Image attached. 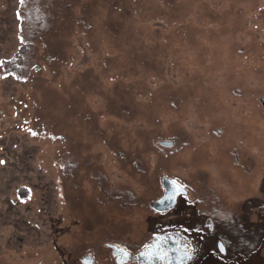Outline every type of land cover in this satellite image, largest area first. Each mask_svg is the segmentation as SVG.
<instances>
[{"label":"rangeland","instance_id":"374dc122","mask_svg":"<svg viewBox=\"0 0 264 264\" xmlns=\"http://www.w3.org/2000/svg\"><path fill=\"white\" fill-rule=\"evenodd\" d=\"M20 2L0 0V127L23 122L7 144L24 173L0 166V264H119L108 242L149 240L165 174L203 220L221 208L225 253L197 233V264H264V0H22L34 37ZM21 40L16 80L1 63Z\"/></svg>","mask_w":264,"mask_h":264},{"label":"flooded vegetation","instance_id":"af4514ba","mask_svg":"<svg viewBox=\"0 0 264 264\" xmlns=\"http://www.w3.org/2000/svg\"><path fill=\"white\" fill-rule=\"evenodd\" d=\"M261 98L262 96L260 97V101ZM236 159L238 160V155H236ZM164 176L172 178L178 184L186 188L187 192H180L177 195L176 203L172 208L158 210L152 207L151 203L163 196L165 192L163 185ZM162 185V195L150 202V207L153 212L151 215L153 217H163L171 212H178L179 215L184 218L197 215L200 217L199 220L195 222L193 226L182 223L179 224L178 228L173 227L172 229H170L168 225H160L161 221H158L159 223L152 221V224L149 221L147 229L151 236L147 242L136 250L129 249L125 245L116 242H108V246L111 248V252L119 264H197L198 256L196 255V250L198 248V242L194 240L195 238L193 239V237H196L197 233L200 234L202 232L213 237V244H217V246L218 244H222L224 247V242L228 235L224 231H221L219 228L221 227V225H219L221 223L217 222L218 220L216 221L213 217H218L221 208L219 206H217L218 208H205L206 213H203L206 214L207 217L208 215L210 217L204 218L203 220V218H201L202 211L198 207L197 202L188 197L189 188L184 183L165 174L162 176ZM258 198L259 199H253L255 205L256 200H258V203H262V198ZM225 225L222 226L224 227ZM219 251L225 253V250L221 251L219 249Z\"/></svg>","mask_w":264,"mask_h":264},{"label":"trees","instance_id":"16d2710c","mask_svg":"<svg viewBox=\"0 0 264 264\" xmlns=\"http://www.w3.org/2000/svg\"><path fill=\"white\" fill-rule=\"evenodd\" d=\"M30 4V3H29ZM24 2H20L19 6V13H18V18L20 20V25L22 26L26 22V26L31 27V37H34L37 35L41 29H42V14L40 13L39 9L35 8V4L32 3L29 5L31 6V9L29 10L30 14V20L25 21V11H24ZM21 14V15H20ZM20 26V27H21ZM19 34V33H18ZM33 40H28V41H23L21 40L19 46L14 50L13 53H11L9 56H3L2 60V68L3 72L11 75L10 77L14 79H21L23 75H26L27 71V54L29 52L30 47L32 46ZM31 66V65H30ZM8 75V76H9ZM19 123H23L22 121H11L9 123H4V127H7L8 130L5 131L4 127H0V166L1 167H6V169L10 170V175L14 176L15 173L22 174L24 176V173L21 169H19L20 163L22 162L19 159V156L17 154H14L9 149L8 145L10 144L11 147L13 146V143L10 142L7 144V139L12 140L14 132L9 131L10 129L13 131V127L11 125H18ZM2 126V125H1ZM19 187L15 189V192H13V196H17L19 201L22 200H27L30 197V194L32 192V186L28 185L26 181H20ZM162 218V217H160ZM148 221L152 224V221L159 223L157 221V218H154L152 215H149ZM161 221V220H160ZM180 221L182 222L181 218ZM182 224V223H180ZM160 225H163L160 223ZM169 226L170 229L173 227H177L179 225V222L177 223L176 221H169L168 224L164 226Z\"/></svg>","mask_w":264,"mask_h":264},{"label":"water","instance_id":"95a60500","mask_svg":"<svg viewBox=\"0 0 264 264\" xmlns=\"http://www.w3.org/2000/svg\"><path fill=\"white\" fill-rule=\"evenodd\" d=\"M262 104L264 106V96L261 98ZM163 145H168L171 146L172 142L170 141H162L161 142ZM175 182V183H173ZM163 185L165 188V192L163 196L160 198L154 200L151 205L152 207L158 209V210H166L169 208H172L177 200V195L180 192H187L186 188L178 184L176 181H174L172 178L168 176H164L163 178ZM171 197V198H169ZM224 247L223 250L224 251ZM82 261L86 264H91L94 261V257L91 254H86L83 256Z\"/></svg>","mask_w":264,"mask_h":264},{"label":"snow or ice","instance_id":"6c2138e0","mask_svg":"<svg viewBox=\"0 0 264 264\" xmlns=\"http://www.w3.org/2000/svg\"><path fill=\"white\" fill-rule=\"evenodd\" d=\"M21 2H22V0H21ZM35 134V133H34ZM0 163H2V162H0ZM173 183H175V182H173ZM169 198H171V197H169ZM218 247H219V249L222 251L223 250V245L222 244H218ZM126 254V253H125ZM161 258H163V257H161Z\"/></svg>","mask_w":264,"mask_h":264}]
</instances>
